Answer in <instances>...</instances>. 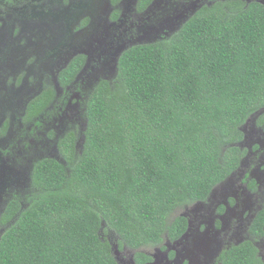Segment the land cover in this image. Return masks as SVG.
I'll return each mask as SVG.
<instances>
[{"label":"trees","instance_id":"1","mask_svg":"<svg viewBox=\"0 0 264 264\" xmlns=\"http://www.w3.org/2000/svg\"><path fill=\"white\" fill-rule=\"evenodd\" d=\"M262 109L260 2L215 0L171 38L131 47L91 93L82 151L36 167L40 190L0 239V264H119L111 234L139 264L151 260L142 248L187 225L171 214L239 167L243 126ZM263 226L260 214L256 237ZM221 259L264 264L252 241Z\"/></svg>","mask_w":264,"mask_h":264},{"label":"flooded vegetation","instance_id":"2","mask_svg":"<svg viewBox=\"0 0 264 264\" xmlns=\"http://www.w3.org/2000/svg\"><path fill=\"white\" fill-rule=\"evenodd\" d=\"M214 2L0 0V239L40 190L38 164L67 166L64 153L82 151L91 93L113 80L123 53L169 36ZM252 126L250 142L243 128L238 143L239 167L195 211L173 218H186L181 234L165 235L155 253L142 248L152 259L141 264H223L224 253L247 241L264 262V234H253L264 216V123Z\"/></svg>","mask_w":264,"mask_h":264},{"label":"rangeland","instance_id":"3","mask_svg":"<svg viewBox=\"0 0 264 264\" xmlns=\"http://www.w3.org/2000/svg\"><path fill=\"white\" fill-rule=\"evenodd\" d=\"M254 1H255V0H254ZM258 1H259V0H258ZM259 2H260V1H259ZM189 17H190V16H189ZM189 17H188V19H189ZM186 22H187V21H186ZM186 22H184L182 25H180L179 28L176 29L175 31L173 30V32H172L169 36L164 37V38L161 39V40L171 38L174 34H176V33H177V32L183 27V25H184ZM158 41H160V40H158ZM154 42H157V41H153V42H151V40H149L148 42H146V44H147V43H154ZM116 75H117V72H116L115 74H113V76H112L113 80H114V78L116 77ZM109 76H110V75H109ZM87 91H89V90H84V92H87ZM263 113H264V111H259L258 114H257V116H255L254 118H250V119L248 120V122L243 126L244 130H245V131L247 130V135L249 134V132H251L252 129L254 130V126H252V122L255 121V120H256V122H257L258 119H259V116H260L261 114H263ZM249 135H250V134H249ZM249 135L247 136V140H246V142H250V140H251V138H250ZM80 145H81V143H80ZM240 172H241V171H240ZM197 207H198V204H197V203H193V204L189 205L187 208H185V206H182V209H180V210H176V211H174V212L171 214L170 219H173L176 215H178L179 213H183V212H185V211L188 210V209H190V210H194V209H195V210H196ZM195 210H194V211H195ZM199 213H202V211H199ZM108 239H109V241L112 243V246H116V245L118 246L119 253H118L117 255H118V259H119V261H120L121 264H122L123 261L126 260L127 258H129V260H131V261H132V260H135L134 257H135V255H136V250L129 249L128 247H126L127 249H125V247L120 248L119 245H118V242H116L117 238L114 236V234L108 235ZM143 249L146 250V251H148V252H151V253H155V252H156V250H155L154 247H144ZM141 250H142V249H141ZM123 259H124V260H123Z\"/></svg>","mask_w":264,"mask_h":264},{"label":"water","instance_id":"4","mask_svg":"<svg viewBox=\"0 0 264 264\" xmlns=\"http://www.w3.org/2000/svg\"><path fill=\"white\" fill-rule=\"evenodd\" d=\"M259 1H260V3L264 4V0H259ZM260 111H264V109H262ZM113 253H114V256H115L117 262L119 264H121L120 261H119V259H118V255H117L119 253V250H118V246L117 245L116 246H113Z\"/></svg>","mask_w":264,"mask_h":264},{"label":"clouds","instance_id":"5","mask_svg":"<svg viewBox=\"0 0 264 264\" xmlns=\"http://www.w3.org/2000/svg\"><path fill=\"white\" fill-rule=\"evenodd\" d=\"M188 20H189V19H188ZM188 20H187V21H188ZM157 42H158V41H157ZM154 43H156V42H154ZM147 44H153V43H147ZM141 45H145V44H141Z\"/></svg>","mask_w":264,"mask_h":264}]
</instances>
